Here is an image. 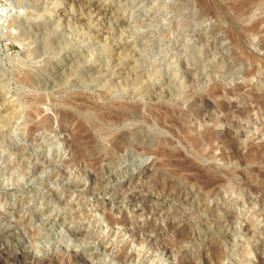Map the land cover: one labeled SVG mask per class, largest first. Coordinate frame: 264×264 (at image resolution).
Instances as JSON below:
<instances>
[{"label":"rangeland","instance_id":"rangeland-1","mask_svg":"<svg viewBox=\"0 0 264 264\" xmlns=\"http://www.w3.org/2000/svg\"><path fill=\"white\" fill-rule=\"evenodd\" d=\"M92 1L0 0V264H264V0Z\"/></svg>","mask_w":264,"mask_h":264},{"label":"bare ground","instance_id":"bare-ground-1","mask_svg":"<svg viewBox=\"0 0 264 264\" xmlns=\"http://www.w3.org/2000/svg\"><path fill=\"white\" fill-rule=\"evenodd\" d=\"M9 1H10V0H9ZM67 1H69V2H71V3L85 1L86 3H88L89 6L94 7L96 11H102V10H104V7H103L102 4H101L100 2H98V1H92V0H67ZM65 2H66V1H65ZM11 4H12V2H11ZM14 4H15V3H14ZM12 6H13V5H12ZM15 7H16V6H15ZM17 7H18V6H17ZM16 15H17V14H16ZM13 16H14V15H13ZM15 17H16V16H15ZM99 21H100V20H99ZM29 27H30V26H29ZM29 27H28V28H29ZM103 27H104V26H103ZM30 28H31V27H30ZM32 29H33V28H32ZM101 29H102V28H100V30H101ZM8 30H9V29H8ZM98 30H99V29H98ZM10 33H12V32L8 31V32H3V33H2V31H1V29H0V36H7V35L9 36ZM17 36H18V35H17ZM13 38H14V37H13ZM0 49H1V47H0ZM28 74H29V73H28ZM26 75H27V74H26ZM30 76L32 77V75H29V76L27 75L26 77L24 76V77H25V78H24V79H25V82H28V83L32 82V81H31L32 79H31ZM22 79H23V78H22ZM33 84H34V83H33ZM28 85H29V84H28ZM31 85H32V84H31ZM37 86H38V84H37ZM38 88H39V87H38ZM1 94H3V93H1ZM156 94H157V93H156ZM42 95H43V94H42ZM154 95H155V94H154ZM152 96H153V95H152ZM154 97H155V96H154ZM36 100H37V99H36ZM45 100H46V99H45ZM63 100H64V99H63ZM39 101H40V100H39ZM65 101H66V100H65ZM66 103H67V102H66ZM67 104H68V103H67ZM85 105L87 106V103H86ZM89 105H90V104H89ZM93 105H94V104H93ZM81 106L84 107V105H81ZM86 106H85V108L87 109L88 106H87V107H86ZM107 106H108V105H107ZM94 107H95V106H94ZM94 107H93V108H94ZM96 107L98 108L97 105H96ZM96 107H95V108H96ZM134 107H135V106H134ZM35 108H36V107H35ZM117 108H118V106H117ZM126 108H127V106H126ZM132 108H133V107H132ZM102 109H103V108H102ZM114 109H115V108H114ZM118 109H119V108H118ZM122 109H123V107H122ZM129 109H131V108H129ZM129 109H128V110H129ZM135 109H136V108H135ZM135 109H134V111H136L138 108H137L136 110H135ZM82 110H83V109H82ZM94 110H95V109H93V111H94ZM96 110H97V109H96ZM98 110H99V109H98ZM100 110H101V109H100ZM105 110H106V109H105ZM108 110H110V109H108ZM108 110H107V111H108ZM111 110H112V109H111ZM116 110H117V109H115V111H116ZM125 110H127V109H125ZM125 110H124V111H125ZM128 110H127V111H128ZM131 110H132V109H131ZM127 111H126V112H127ZM173 111H174V110H173ZM94 112H95V111H94ZM94 112H91V115H92ZM104 112H105V111H104ZM131 112H133V110H132ZM149 112H150V111H149ZM151 112H152V111H151ZM174 112H175V111H174ZM31 113H32V112H31ZM87 113H88V112H87ZM98 113H99V112H97V114L94 113V114L97 115L96 117L99 116ZM101 113H102V111H101ZM121 113H122V112H113L114 116L111 114L113 117H111V115H109V114H108V115L111 117V119H112L113 122H114V121H117L118 119H121V118H119V117H121V115H122ZM32 114H33V113H32ZM88 114H89V113H88ZM99 114H100V113H99ZM105 114H106V113H105ZM124 114H125V113H124ZM154 114H155V113H154ZM33 115H34V114H33ZM106 115H107V114H106ZM170 115H171V114H170ZM174 115H175V114H174ZM94 116H95V115H94ZM100 116L102 117V115H100ZM175 116H176V115H175ZM105 117H107V116H105ZM105 117H103V118L105 119ZM123 117H124V116H123ZM123 117H122V119H123ZM46 118H47V117H46ZM94 118H95V117H94ZM166 118H167V117H166ZM97 119H98V118H97ZM101 119H102V118H100V120H101ZM108 119H109V117H108ZM108 119H107V121H111V120H108ZM122 119H121V121H122ZM158 119H159V118H158ZM174 119H175V117H174ZM148 120H149V119H148ZM92 121H93V120H92ZM161 121H162V120H161ZM173 121H174V120H173ZM96 122H98V120H97ZM96 122L94 121L95 124H96ZM99 122H100V121H99ZM117 122H118V121H117ZM100 123H101V122H100ZM101 125H103V123H101ZM106 125H107V124H106ZM110 125H112V123H110ZM113 125H115V124H113ZM93 126H95V125H93ZM99 126H100V124H99ZM108 126H109V125H108ZM108 126H106V127H108ZM20 127H21V126H20ZM104 127H105V126H104ZM106 127H105V128H106ZM96 128H97V127H96ZM98 128H99V127H98ZM107 129H109V128H106L105 130H107ZM111 129H112V128H111ZM111 129H109V130H111ZM99 130H101V129H99ZM105 130L103 129V131H105ZM42 131H43V130H42ZM101 131H102V130H101ZM103 131H102V132H103ZM111 131H112V130H111ZM111 131H109V132L111 133ZM113 131H114V130H113ZM105 132H106V131H105ZM107 132H108V131H107ZM115 132L118 133V134L120 133V132H117L116 130H115ZM112 133H113V132H112ZM113 134H114V133H113ZM113 134H112V137H113ZM118 134H117V135H118ZM109 136H111V135H109ZM112 137H111V140H112ZM116 137H117V136H116ZM118 137H119V136H118ZM118 137H117V138H118ZM109 138H110V137H109ZM203 138H204V137H203ZM115 140H116V138H115ZM115 140H114V141H115ZM119 140H120V139H119ZM119 140H118V141H119ZM108 143H109V142H108ZM110 144H111V143H110ZM113 144H114V143H113ZM117 144H119V143L117 142ZM114 145H116V144H114ZM110 146H113V145H110ZM113 147L115 148V146H113ZM117 147H119V145H117ZM115 150H116V149H115ZM117 150H118V149H117ZM101 225H102V224H101ZM122 252H123V251H122ZM119 256H120V254H119Z\"/></svg>","mask_w":264,"mask_h":264},{"label":"built area","instance_id":"built-area-1","mask_svg":"<svg viewBox=\"0 0 264 264\" xmlns=\"http://www.w3.org/2000/svg\"><path fill=\"white\" fill-rule=\"evenodd\" d=\"M11 8L10 4L0 2V28L3 32L9 31V27L6 26L8 22L6 21L8 20L7 17L11 15Z\"/></svg>","mask_w":264,"mask_h":264}]
</instances>
